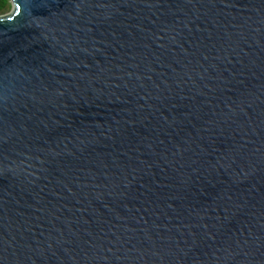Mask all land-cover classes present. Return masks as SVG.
Segmentation results:
<instances>
[{
  "label": "water",
  "instance_id": "1",
  "mask_svg": "<svg viewBox=\"0 0 264 264\" xmlns=\"http://www.w3.org/2000/svg\"><path fill=\"white\" fill-rule=\"evenodd\" d=\"M10 2L0 264H264V0Z\"/></svg>",
  "mask_w": 264,
  "mask_h": 264
},
{
  "label": "trees",
  "instance_id": "2",
  "mask_svg": "<svg viewBox=\"0 0 264 264\" xmlns=\"http://www.w3.org/2000/svg\"><path fill=\"white\" fill-rule=\"evenodd\" d=\"M10 5L9 0H0V14Z\"/></svg>",
  "mask_w": 264,
  "mask_h": 264
},
{
  "label": "rangeland",
  "instance_id": "3",
  "mask_svg": "<svg viewBox=\"0 0 264 264\" xmlns=\"http://www.w3.org/2000/svg\"><path fill=\"white\" fill-rule=\"evenodd\" d=\"M9 2H10V0H9ZM10 9H11V2H10V5L8 7H6V9L4 10V12L1 13V14H5V13L9 12Z\"/></svg>",
  "mask_w": 264,
  "mask_h": 264
},
{
  "label": "snow or ice",
  "instance_id": "4",
  "mask_svg": "<svg viewBox=\"0 0 264 264\" xmlns=\"http://www.w3.org/2000/svg\"><path fill=\"white\" fill-rule=\"evenodd\" d=\"M17 7H19V5L17 4Z\"/></svg>",
  "mask_w": 264,
  "mask_h": 264
}]
</instances>
